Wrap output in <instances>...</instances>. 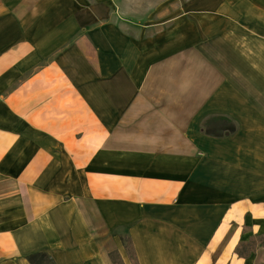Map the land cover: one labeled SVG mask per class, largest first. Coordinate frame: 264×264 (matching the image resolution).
<instances>
[{"label":"crops","instance_id":"1","mask_svg":"<svg viewBox=\"0 0 264 264\" xmlns=\"http://www.w3.org/2000/svg\"><path fill=\"white\" fill-rule=\"evenodd\" d=\"M125 1L0 0V264H264V0Z\"/></svg>","mask_w":264,"mask_h":264},{"label":"rangeland","instance_id":"2","mask_svg":"<svg viewBox=\"0 0 264 264\" xmlns=\"http://www.w3.org/2000/svg\"><path fill=\"white\" fill-rule=\"evenodd\" d=\"M167 0H126L125 2L128 3V6L126 8V17H128L129 19H131L132 21L134 22H139L143 17H145V15L149 12V10L152 8V7H155V3H158L160 4L159 8H162L161 6H163L164 4H166ZM176 2V0H175ZM158 12V11H157ZM155 16L152 17L151 20H155ZM255 45L259 46V43H255ZM30 72H32V70H29L25 73H20L19 71H15V74H14V85L16 86V79L17 78H27L28 75L30 74ZM103 112V110H102ZM104 112L107 113V111L105 110ZM110 112H111V116H103V119H104V122L107 126H110L111 128V132L113 130V128H115L116 126H118V122L121 121L120 119H123V118H119L115 115V113H113L112 109H110ZM4 115L5 114V110H2V108L0 109V115ZM15 114V112L11 109L10 110V115L13 117V115ZM25 125V121H23L20 117L18 118V127H22ZM120 126H123L126 131L125 132H117V131H114L115 132V141H117V134L120 135V138L122 137V133H124V137L127 141V144H132L133 140H134V137H138L140 136V132H138V129L135 130L134 129V126L133 125H130V126H125V125H120ZM36 133H31V132H16L15 135H21L23 137H25L26 139L29 138L31 135H34ZM151 133H147V135H149ZM42 135V134H41ZM81 137V134L79 133L78 134V139H80ZM126 141H122V140H119L120 143H123V144H126Z\"/></svg>","mask_w":264,"mask_h":264},{"label":"trees","instance_id":"3","mask_svg":"<svg viewBox=\"0 0 264 264\" xmlns=\"http://www.w3.org/2000/svg\"><path fill=\"white\" fill-rule=\"evenodd\" d=\"M123 240H124L125 248H126V251H127V254L130 260L132 261L133 264H138L136 255L132 248V244L130 242L129 237L126 235L124 236ZM257 244L264 245V235L252 237L247 242H239L235 246V252L239 256H247ZM27 258L30 264H54L52 257L42 252L29 254ZM115 264H121V262L115 259Z\"/></svg>","mask_w":264,"mask_h":264}]
</instances>
